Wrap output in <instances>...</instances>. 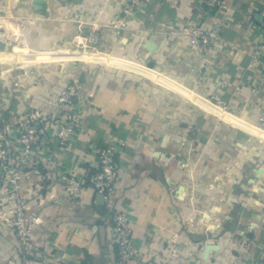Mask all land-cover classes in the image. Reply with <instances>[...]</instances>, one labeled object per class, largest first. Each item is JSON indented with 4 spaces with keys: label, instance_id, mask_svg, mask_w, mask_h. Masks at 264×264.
I'll return each mask as SVG.
<instances>
[{
    "label": "crops",
    "instance_id": "obj_1",
    "mask_svg": "<svg viewBox=\"0 0 264 264\" xmlns=\"http://www.w3.org/2000/svg\"><path fill=\"white\" fill-rule=\"evenodd\" d=\"M33 1L0 0V22L34 20L15 41L0 40V127L26 108L53 112L71 82L91 97L71 144L59 147L47 127L20 170L18 192L38 218L32 264H115L113 205L102 204L87 180L96 147L107 142L121 163L113 201L128 208L133 264L264 261V77L250 65L264 0H222L226 8L217 11L201 9V0L141 1L119 33L106 24L125 0ZM217 14L226 19L224 37L238 45L216 68L231 103L223 111L238 121L206 103L217 73L197 83L188 37L169 34L200 16L212 25ZM91 32L98 40L86 48ZM63 48L77 52H47ZM46 171L52 179L42 178ZM61 173L80 181L79 196L65 192ZM12 204L0 190V264H21Z\"/></svg>",
    "mask_w": 264,
    "mask_h": 264
},
{
    "label": "built area",
    "instance_id": "obj_2",
    "mask_svg": "<svg viewBox=\"0 0 264 264\" xmlns=\"http://www.w3.org/2000/svg\"><path fill=\"white\" fill-rule=\"evenodd\" d=\"M141 1L148 0H125L120 11L106 26L116 33L125 29ZM200 8L217 11L226 7L222 0H201ZM259 15L261 25L252 42L250 65H258L264 77V9L259 11ZM215 17V23L212 25H207L202 16L196 17L178 29L171 28L169 34L174 39L182 36L188 37L184 48L192 52L199 60V65L195 70L197 83L205 80L208 70L217 73L216 78L214 77V87L206 90L205 99L217 108L227 109L231 103L223 97L221 92L226 84L221 80L223 73L217 72L216 68L219 58L233 55L238 45L227 41L222 33L221 26L226 22L225 17L219 14ZM33 21L32 18H21L12 25L0 22V40L4 43L9 38L15 41L16 31L23 33ZM21 37L24 38L23 34ZM97 40L96 33L91 32L84 37V46L91 48ZM216 79H219V82ZM249 87L252 92L259 91L253 83H250ZM83 91L82 82L68 83L57 94L53 112L42 114L37 108H26L14 122L0 127V190L13 197L12 227L21 264H32L37 258L38 252L33 243L32 228L38 223V218L18 192L20 170L32 155L33 149L46 139L47 127L53 129L54 139L59 147H67L71 144L73 136L83 126L84 119L80 107L91 97V93L84 94ZM258 123L259 127L264 129V113L260 115ZM95 157L96 166L87 173V180L94 193L101 196L102 204L106 207L113 205L110 209L112 210V242L116 250L115 264H133L135 258L131 248L132 235L128 208L124 203L117 206L113 201L114 189L121 173L117 146L112 142L104 143L96 147ZM42 178L50 180L53 176L46 171L42 174ZM57 179L69 196H79L81 183L78 179L63 173L59 174ZM53 264L63 263L57 261ZM251 264H264V261Z\"/></svg>",
    "mask_w": 264,
    "mask_h": 264
},
{
    "label": "rangeland",
    "instance_id": "obj_3",
    "mask_svg": "<svg viewBox=\"0 0 264 264\" xmlns=\"http://www.w3.org/2000/svg\"><path fill=\"white\" fill-rule=\"evenodd\" d=\"M9 50V49H8ZM59 50H69V51H71V52H77L76 50H71V49H66V48H63V49H56V50H50V51H47V52H51V51H54V52H57V51H59ZM39 52H41V51H39ZM46 61H48V60H46ZM51 61H60V60H51ZM20 63H22V64H27V65H32L31 64V62H21V61H19ZM39 62V61H38ZM13 63V62H12ZM204 101H206L205 99H204ZM206 103H208L209 104V102H207L206 101ZM210 105V104H209ZM217 111H220V112H222V113H225V114H227V115H229V116H231V117H233L234 119H236L233 115H230L229 113H226L225 111H223V109H220V108H217V107H214ZM238 118V117H237ZM237 120V119H236ZM238 121V120H237ZM253 127H257V126H253ZM260 130V129H259Z\"/></svg>",
    "mask_w": 264,
    "mask_h": 264
},
{
    "label": "water",
    "instance_id": "obj_4",
    "mask_svg": "<svg viewBox=\"0 0 264 264\" xmlns=\"http://www.w3.org/2000/svg\"><path fill=\"white\" fill-rule=\"evenodd\" d=\"M33 2H34V3H39L38 0H34ZM33 7H34L35 9H38V8H39V5H33ZM0 48H3L2 43H0ZM149 65H151V63H149ZM98 197L101 199V196H100V195H98Z\"/></svg>",
    "mask_w": 264,
    "mask_h": 264
}]
</instances>
